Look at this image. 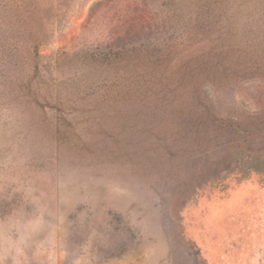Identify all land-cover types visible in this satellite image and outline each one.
I'll use <instances>...</instances> for the list:
<instances>
[{
	"label": "rangeland",
	"instance_id": "374dc122",
	"mask_svg": "<svg viewBox=\"0 0 264 264\" xmlns=\"http://www.w3.org/2000/svg\"><path fill=\"white\" fill-rule=\"evenodd\" d=\"M234 1L50 0L38 73L0 52V264H264V175L225 159L264 150V0Z\"/></svg>",
	"mask_w": 264,
	"mask_h": 264
},
{
	"label": "trees",
	"instance_id": "16d2710c",
	"mask_svg": "<svg viewBox=\"0 0 264 264\" xmlns=\"http://www.w3.org/2000/svg\"><path fill=\"white\" fill-rule=\"evenodd\" d=\"M244 1L245 0H235L233 5L238 2V8H240ZM49 2L50 0H0V24H8V26L12 29L11 32H13L0 43V52L9 51L13 57L21 60V65L31 62V69H33L34 74L38 73L39 70L38 64L34 62V60L39 56L35 50L37 46L42 44L47 39L46 32L42 26H38L37 22L42 19L43 15H45L46 5ZM98 4H100V2L96 3V5ZM223 11L227 13L230 10L227 8ZM91 12H93V7L91 8ZM169 52L168 48L162 53L161 49H157L155 47L143 57V63L141 60L134 63L133 70L136 69L137 66L146 65V67H157L168 59ZM260 63L262 64L261 61ZM186 77L192 79L195 78V75L192 72H188ZM30 87V90L32 87L34 89L31 91L33 95L39 94L37 85H31ZM204 108L207 110L206 106H204ZM206 117L207 118L205 119L204 124H211L215 121V119L211 120L208 114ZM217 120L219 128L226 125L222 119L217 118ZM233 149L228 152L225 156L226 158H224L229 159L235 156L237 159L235 167L240 173L246 174V172L248 173L249 170H252L256 173L264 175V150H257L256 154H254L246 163L242 161L244 146L239 144ZM216 179L219 184L224 183V178L217 177Z\"/></svg>",
	"mask_w": 264,
	"mask_h": 264
}]
</instances>
